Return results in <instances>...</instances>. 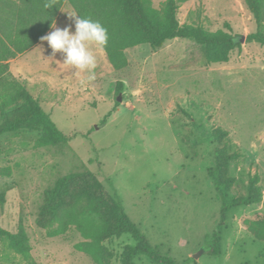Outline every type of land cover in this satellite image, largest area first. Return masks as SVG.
Segmentation results:
<instances>
[{
	"label": "rangeland",
	"instance_id": "1",
	"mask_svg": "<svg viewBox=\"0 0 264 264\" xmlns=\"http://www.w3.org/2000/svg\"><path fill=\"white\" fill-rule=\"evenodd\" d=\"M163 1L151 0L155 8ZM71 13L64 3L56 28L74 32ZM177 19L244 41L224 63H210L204 47L189 40L158 50L141 45L125 51L128 65L120 71L93 49L95 80L87 83L81 82L87 73L59 65L62 54L53 57L46 42L9 62L12 77L69 140L38 145L40 130L0 134V170L7 172L0 176V228H21L30 246L23 258L0 240V264H96L76 249L83 239L73 228L49 237L38 224L45 192L73 173L92 174L148 242L179 264H264V243L246 225L264 220L263 201L230 209L219 231L220 253L209 254L220 202L208 177L216 150L237 154L224 173L232 179L228 199L245 196L254 174L264 194V45L245 42L256 24L243 0H186ZM117 81L124 85L119 95ZM215 131L227 136L216 141ZM130 244L129 235L106 241L110 264H120ZM134 264L152 263L137 257Z\"/></svg>",
	"mask_w": 264,
	"mask_h": 264
},
{
	"label": "trees",
	"instance_id": "2",
	"mask_svg": "<svg viewBox=\"0 0 264 264\" xmlns=\"http://www.w3.org/2000/svg\"><path fill=\"white\" fill-rule=\"evenodd\" d=\"M184 2L186 0H164L159 8H155L151 0H0V134L40 130L38 145H59L69 140L56 128L26 86L9 72V62L40 42L64 3L73 12L97 20L107 29L109 40L103 53L115 71L127 67L126 50L141 45L158 50L166 42L176 39L204 47L210 63L226 62L229 52L239 48L241 43L227 34L210 33L198 25L180 24L177 10ZM243 2L256 24V31L247 35L245 42L264 45V0ZM123 86L122 82H116V95L122 93ZM226 136L227 132L223 131L213 134L216 141ZM237 158V154L226 155L222 150H216L214 166L208 170L210 183L220 202L219 228L212 234L213 248L209 251L213 256L220 253L219 231L227 212L264 202L257 174L248 178L245 196L228 199L232 179H225L224 173L228 163ZM0 176H7V172L0 170ZM3 202L0 194V204ZM38 224L47 229L49 237L65 235L73 228L83 239L76 249L96 264H110L112 254L104 243L123 235H129L134 244L124 246L120 264H134L137 257H145L152 264H179L148 242L121 205L104 194L102 186L90 173L59 177L45 192ZM246 225L248 232L264 243V220L248 221ZM0 240L5 241L14 253L28 258L30 246L21 228L16 233L0 228Z\"/></svg>",
	"mask_w": 264,
	"mask_h": 264
},
{
	"label": "clouds",
	"instance_id": "3",
	"mask_svg": "<svg viewBox=\"0 0 264 264\" xmlns=\"http://www.w3.org/2000/svg\"><path fill=\"white\" fill-rule=\"evenodd\" d=\"M74 22V32L71 26L63 29L56 28L53 21L51 27L54 29L40 38L41 43L46 42L54 57L57 53L62 54V62L59 65L68 70L74 69V75L87 73V83L95 80V69L97 57L93 51H104L107 47L109 35L107 29L97 20L83 17L73 12L68 14Z\"/></svg>",
	"mask_w": 264,
	"mask_h": 264
},
{
	"label": "water",
	"instance_id": "4",
	"mask_svg": "<svg viewBox=\"0 0 264 264\" xmlns=\"http://www.w3.org/2000/svg\"><path fill=\"white\" fill-rule=\"evenodd\" d=\"M236 42H239V43H242L243 41H244V37H235V39H234ZM121 101V97L119 96V98H118V102H120ZM203 252L204 251H199L196 255H194V258L195 259H197V258H199L202 254H203Z\"/></svg>",
	"mask_w": 264,
	"mask_h": 264
},
{
	"label": "crops",
	"instance_id": "5",
	"mask_svg": "<svg viewBox=\"0 0 264 264\" xmlns=\"http://www.w3.org/2000/svg\"><path fill=\"white\" fill-rule=\"evenodd\" d=\"M63 5H64V4H63ZM61 8H62V7H61ZM60 10H61V9H60ZM59 12H60V11H59ZM58 14H59V13H58ZM56 18H57V17H56ZM55 20H56V19H55ZM54 22H55V21H54ZM51 28H52V27H51ZM50 30H51V29H50ZM50 30H49V31H50ZM49 31H48L46 34H48ZM46 34H45V35H46ZM40 41H41V40H40ZM38 43H39V42H38ZM38 43H37V44H38ZM37 44H36V45H37ZM32 48H33V47H32Z\"/></svg>",
	"mask_w": 264,
	"mask_h": 264
}]
</instances>
